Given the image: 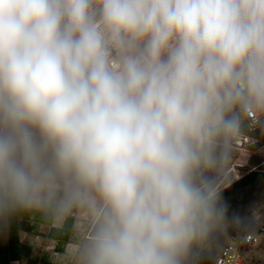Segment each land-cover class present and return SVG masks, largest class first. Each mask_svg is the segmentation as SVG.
Segmentation results:
<instances>
[{
  "label": "clouds",
  "instance_id": "1",
  "mask_svg": "<svg viewBox=\"0 0 264 264\" xmlns=\"http://www.w3.org/2000/svg\"><path fill=\"white\" fill-rule=\"evenodd\" d=\"M257 127L264 0H0V224L86 208L75 264H193Z\"/></svg>",
  "mask_w": 264,
  "mask_h": 264
},
{
  "label": "rangeland",
  "instance_id": "2",
  "mask_svg": "<svg viewBox=\"0 0 264 264\" xmlns=\"http://www.w3.org/2000/svg\"><path fill=\"white\" fill-rule=\"evenodd\" d=\"M253 143L247 145V136L237 149V154L226 173L209 177L219 190L239 184V180L254 174V177L244 184H239L221 201L226 208V224L223 230L215 232L202 249L193 257V264H213L220 248L231 237L245 232H256L264 227V132L257 127L249 131ZM86 209V208H85ZM83 210V209H82ZM76 229L73 240V250L77 252L79 242L87 236L91 229V218L88 213ZM75 256L73 264H75Z\"/></svg>",
  "mask_w": 264,
  "mask_h": 264
},
{
  "label": "crops",
  "instance_id": "3",
  "mask_svg": "<svg viewBox=\"0 0 264 264\" xmlns=\"http://www.w3.org/2000/svg\"><path fill=\"white\" fill-rule=\"evenodd\" d=\"M87 213L76 209L57 222L36 211L0 224V264H73L75 231Z\"/></svg>",
  "mask_w": 264,
  "mask_h": 264
},
{
  "label": "built area",
  "instance_id": "4",
  "mask_svg": "<svg viewBox=\"0 0 264 264\" xmlns=\"http://www.w3.org/2000/svg\"><path fill=\"white\" fill-rule=\"evenodd\" d=\"M254 121L255 114L249 113ZM213 264H264V227L231 237L218 251Z\"/></svg>",
  "mask_w": 264,
  "mask_h": 264
},
{
  "label": "water",
  "instance_id": "5",
  "mask_svg": "<svg viewBox=\"0 0 264 264\" xmlns=\"http://www.w3.org/2000/svg\"><path fill=\"white\" fill-rule=\"evenodd\" d=\"M253 177H254V174H251V175H249V176H247V177H245V178L239 180V184L242 185V184H244V183H246V182H249V180H251ZM220 191H221V192H220V196H221V198H222V197H226L229 193H231V191H232V185L229 186V187L223 188V189L220 190Z\"/></svg>",
  "mask_w": 264,
  "mask_h": 264
},
{
  "label": "flooded vegetation",
  "instance_id": "6",
  "mask_svg": "<svg viewBox=\"0 0 264 264\" xmlns=\"http://www.w3.org/2000/svg\"><path fill=\"white\" fill-rule=\"evenodd\" d=\"M238 185H239V184H237V185H233V186H232V190L235 189Z\"/></svg>",
  "mask_w": 264,
  "mask_h": 264
}]
</instances>
